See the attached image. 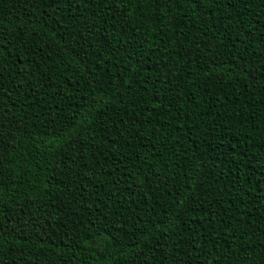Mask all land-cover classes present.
Wrapping results in <instances>:
<instances>
[{
	"label": "trees",
	"instance_id": "1",
	"mask_svg": "<svg viewBox=\"0 0 264 264\" xmlns=\"http://www.w3.org/2000/svg\"><path fill=\"white\" fill-rule=\"evenodd\" d=\"M4 264H264V0H0Z\"/></svg>",
	"mask_w": 264,
	"mask_h": 264
},
{
	"label": "snow or ice",
	"instance_id": "2",
	"mask_svg": "<svg viewBox=\"0 0 264 264\" xmlns=\"http://www.w3.org/2000/svg\"><path fill=\"white\" fill-rule=\"evenodd\" d=\"M124 2L125 6H127V0H113V3H121ZM133 3L136 2V0H132ZM144 3H148L149 0H143ZM151 2L155 3L156 0H151ZM0 190H2V176H0ZM0 264H4V258L2 256H0Z\"/></svg>",
	"mask_w": 264,
	"mask_h": 264
}]
</instances>
